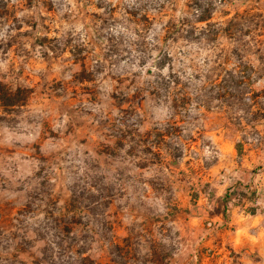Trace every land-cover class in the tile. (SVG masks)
I'll list each match as a JSON object with an SVG mask.
<instances>
[{"label":"clouds","instance_id":"1","mask_svg":"<svg viewBox=\"0 0 264 264\" xmlns=\"http://www.w3.org/2000/svg\"><path fill=\"white\" fill-rule=\"evenodd\" d=\"M0 264H264V0H0Z\"/></svg>","mask_w":264,"mask_h":264}]
</instances>
